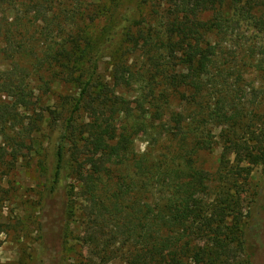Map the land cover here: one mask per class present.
I'll list each match as a JSON object with an SVG mask.
<instances>
[{
    "label": "trees",
    "instance_id": "trees-1",
    "mask_svg": "<svg viewBox=\"0 0 264 264\" xmlns=\"http://www.w3.org/2000/svg\"><path fill=\"white\" fill-rule=\"evenodd\" d=\"M0 3L19 14L12 26L0 21V54L28 61L0 70V176L34 151L49 122L62 143L45 200L61 175L73 181L64 224L57 231L49 222L42 236L43 255L47 242L60 249L58 264H68L74 221L83 250L74 264H264V181L241 202L253 169L264 168V100L252 110L241 103L248 59L232 65L223 53L243 27L264 42V0H140L146 14L115 30L112 14L97 34L86 22L105 10L87 14L85 0ZM31 28L37 49L26 41ZM104 55L109 80L99 74ZM56 85L78 96L59 98L60 111L47 116L41 97L56 102ZM139 132L144 152L136 150ZM216 148L212 172L198 158Z\"/></svg>",
    "mask_w": 264,
    "mask_h": 264
},
{
    "label": "rangeland",
    "instance_id": "rangeland-1",
    "mask_svg": "<svg viewBox=\"0 0 264 264\" xmlns=\"http://www.w3.org/2000/svg\"><path fill=\"white\" fill-rule=\"evenodd\" d=\"M1 4V3H0ZM95 4L94 6H92ZM121 4V8L116 11V5ZM87 14L97 10L96 7H103V14L98 15L95 23L90 25L93 33H99L104 26L108 24V17L114 14L110 21L117 28L128 26L126 20L139 19L135 17L139 12L146 14L147 9L140 5V0H85ZM71 8L67 6L58 10H66ZM19 16L15 7L0 5V21L5 25L12 26L14 19ZM30 27V26H28ZM14 28V27H13ZM26 29V28H25ZM35 29L31 28L26 41L34 45L37 49L38 42L35 39L29 41L33 36ZM36 36V35H35ZM58 36L63 37L60 33ZM14 39L24 41L25 37L14 34ZM59 37V38H60ZM24 39V40H23ZM62 40V39H59ZM4 46V45H3ZM257 53L252 55L253 50ZM223 53L229 56L230 64L235 65L239 60L248 59V66L242 67L243 77L241 84L243 92L239 97H242L241 103H244L250 110L254 109V102L264 100V42L263 39L250 30L248 27H243L238 30L235 35L223 42ZM112 62L109 55H104L100 60L99 74L105 76L109 80L108 73L110 63ZM15 64L21 68H27L28 61L19 56H9L0 54V70L10 72ZM241 67V66H240ZM55 95L52 99H48V94L42 96L45 101L44 110L46 115L50 112H59V98L63 99L66 96L77 97L78 91L68 86L56 85L54 88ZM260 92V93H259ZM41 96V94H37ZM0 100H6L5 96L0 95ZM253 104V105H252ZM261 108H256V112H260ZM39 112V110H37ZM32 116L33 119L38 117V113H25ZM48 116V115H47ZM221 128L215 129V136L220 133ZM62 143V133L51 131L49 122L42 123L37 133V142L34 145V151L20 156L14 169L4 176H0V264H37L38 259L43 257L44 264H58L62 253L59 248L53 247L46 242L44 237L43 255L41 244L42 236L47 234L49 222L54 225L57 231H60L64 224V203L66 195L64 193L66 187L73 185V181L67 176L61 175L58 179L56 195H52L50 199L45 200L48 192L47 189L56 180V164L57 153L60 144ZM148 146V141L143 132H139L136 139V150L144 152ZM244 150L249 149L247 143L243 144ZM220 150L218 148L211 152H203L199 155L198 164L203 168L215 172L217 170V158ZM264 168L256 167L250 177L251 186L249 192L241 198V202L246 205L248 201L253 199L257 186L264 180ZM264 194V190H263ZM251 196V197H250ZM264 201V199H263ZM260 203L264 206V202ZM263 213V212H262ZM261 213V214H262ZM260 219L264 218L261 217ZM50 217V218H49ZM262 229L259 231L261 244H264V222ZM69 258L67 263H78L79 255L83 252L82 248L76 241L78 230L74 221L69 222ZM39 257V258H38Z\"/></svg>",
    "mask_w": 264,
    "mask_h": 264
}]
</instances>
